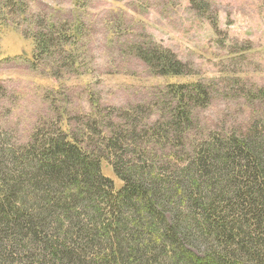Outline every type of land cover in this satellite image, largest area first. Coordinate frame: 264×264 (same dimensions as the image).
<instances>
[{"label": "trees", "instance_id": "obj_1", "mask_svg": "<svg viewBox=\"0 0 264 264\" xmlns=\"http://www.w3.org/2000/svg\"><path fill=\"white\" fill-rule=\"evenodd\" d=\"M78 26L35 39L33 67L56 49L77 67ZM131 49L156 77L192 76L162 46ZM212 100L204 83L167 84L157 120L127 113L93 149L101 125L80 140L65 112L17 137L0 83V264H264V121L205 131Z\"/></svg>", "mask_w": 264, "mask_h": 264}, {"label": "rangeland", "instance_id": "obj_2", "mask_svg": "<svg viewBox=\"0 0 264 264\" xmlns=\"http://www.w3.org/2000/svg\"><path fill=\"white\" fill-rule=\"evenodd\" d=\"M195 1L3 0L0 83L12 111L9 130L26 137L39 122L56 121L65 112L80 140L88 125H101L97 133L90 130L87 144L82 141L94 149L100 134L124 127L127 113L145 125L157 120L165 86L187 82L212 89L210 107L198 114L205 131L247 130L264 121V101L240 97L242 91L256 95L264 89V0ZM77 25V67L58 49L51 60L35 59L33 67L35 39L42 41L51 26ZM152 43L174 53L192 76H154L131 49Z\"/></svg>", "mask_w": 264, "mask_h": 264}]
</instances>
